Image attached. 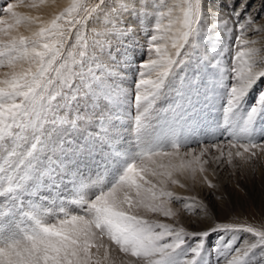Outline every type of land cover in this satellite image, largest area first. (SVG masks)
Here are the masks:
<instances>
[{"label": "snow or ice", "instance_id": "obj_1", "mask_svg": "<svg viewBox=\"0 0 264 264\" xmlns=\"http://www.w3.org/2000/svg\"><path fill=\"white\" fill-rule=\"evenodd\" d=\"M104 4L105 0H88L86 4L72 0L63 11L49 20L21 17L14 11L16 5L13 3L0 8L12 18L9 22L0 20V24L7 23V29H0L6 36L0 39V67L9 69L0 79V181L9 185L4 193L23 187L37 173L54 178L63 170V162L49 159L47 164H39L38 146L40 150L44 148L43 141L50 132L49 128L44 127L45 118L49 120L51 129L57 127L56 114L60 110L66 112L65 116L59 118L60 123L73 128L83 126L78 123L80 121L96 118L75 111L74 101L89 93L97 96L104 94L103 89L92 87L95 81L111 71L110 66L98 60L94 51L104 44L95 31L89 30L87 34L81 32ZM246 5L247 0H240L239 7L232 13L236 18L232 23L237 28L235 44L240 47L236 48L235 62L230 67L233 84L224 109L226 116L264 79V56L257 59L253 55L254 50L246 47L251 42L244 39L246 32H264V22L258 23L251 15L240 20L241 11ZM161 6L169 11L157 15L167 16L168 23L161 25L157 19L156 30L165 32V43H160L154 32L147 41L148 59L141 64L135 85L137 131L146 125L148 108L154 104L170 74L189 58L195 44L190 37H194L197 31L204 0H173L171 4ZM132 7L133 0H115V6L106 14L109 23L103 28L105 40L109 34L123 36L132 31L130 25L125 27L118 19L121 12ZM22 20L35 23V29L30 35H11L10 30ZM218 23L223 26L230 21L225 17ZM174 28L177 30L174 31ZM74 37L83 47L78 51L80 60L73 58L70 65L65 50L77 48V44L71 43ZM168 41H171L170 47L165 46ZM71 55L69 51L67 56ZM258 60L260 63H257ZM90 65H95V68ZM98 69H103V72ZM261 106H264V91L259 93L257 103L251 108L240 132L226 140L208 143L198 149L179 144H173L168 150L142 149L110 187L100 190L92 199L81 197L79 209L74 213L61 207L60 214L51 222L45 218L46 214L25 213L32 224L23 229L18 238L0 243V264H101L97 258L99 248L105 247V260L108 259V250L96 241L105 236L120 253L129 257V264H169L175 250L187 244L188 240H193V245L188 249L193 255L183 260L182 264H196L204 238L216 230L245 231L258 238L255 243L245 242L235 252L223 254L222 264H244L248 252L256 244H264V223L254 227L246 222H216L204 231L195 232L177 227L175 223L156 222L146 217L147 214L175 217L176 213L171 209L173 200L195 199L176 196L166 190L167 185L178 183L176 177L190 176L194 182L199 178L203 185L216 189L218 185L206 175L205 165L209 160L217 168L226 161L237 169L243 166L234 163L237 158L243 164H248L264 155V142L247 138L252 120ZM68 110L74 114L72 118H69ZM99 119L106 121L110 117L103 114ZM108 132V124L103 122L94 135L111 142ZM181 148L187 149L183 156ZM174 158L181 159L180 165L172 162ZM161 159L168 162H160ZM45 168L47 171H44ZM198 208L207 215L204 201L199 202ZM93 248L97 249V253L92 251Z\"/></svg>", "mask_w": 264, "mask_h": 264}, {"label": "rangeland", "instance_id": "obj_2", "mask_svg": "<svg viewBox=\"0 0 264 264\" xmlns=\"http://www.w3.org/2000/svg\"><path fill=\"white\" fill-rule=\"evenodd\" d=\"M136 1L138 0H133L134 7L121 12L118 17L125 27L129 25L132 27V31L126 35L109 34L107 40L102 35L103 28L109 23L106 14L115 6V0H105L102 10L95 14L94 19L89 20L87 28L81 30L84 34L89 30L95 31L97 38L104 44L103 47L94 49L97 58L111 68V71L105 73L92 85L94 89H103V95L89 93L74 101L75 111L88 113L96 118L87 122L80 121L78 123L83 126L73 128L60 123L59 118L66 115L64 110H60L56 114L57 127L53 129L49 120L44 119V127L49 128L50 132L43 141L44 148L40 150L38 146L39 164L43 166L51 159L63 162V170L54 178L40 176L37 173L36 177L23 187L15 189L14 192H7V207L4 208L5 204L0 203L6 216L0 212V217L9 228L10 236L8 238L1 236L0 243L18 238L23 229L31 226L32 221L25 213L33 212L40 216L46 214L45 218L51 222L60 214L61 207L74 213L79 209L78 201L81 197L85 200L92 199L100 190L110 187L123 172L118 166L117 154L110 151L111 147H116L119 151H129L132 161L142 149L168 150L173 144L198 149L199 146L208 143L226 140L240 132L251 108L257 103L259 93L264 91V79H262L242 98L232 113L226 116L224 109L233 84L230 67L235 62L236 48L240 47L235 44L237 28L232 23L236 19L232 13L234 7L239 6L240 0H204V7L207 2L211 14H217L211 16V21H208L204 17L203 9L195 36L190 37L194 39L195 44L189 58L170 74L155 98L154 104L148 108L146 125L137 131L135 85L139 79L140 66L148 59L147 41L152 33L158 36L160 43H165V32L156 30V20L159 17L155 18L158 13H164L165 10L162 8L148 17ZM71 2L72 0H44L43 3L41 0L34 2L0 0V8L5 7L7 3H13L16 5L14 11L21 17L49 20ZM76 2L86 4L88 0H76ZM245 8L243 18L251 15L258 23L264 22L262 20L264 0H247ZM206 13L209 16V12ZM225 16L229 18L230 23L221 26L218 23L221 19L217 17L223 19ZM0 20L9 22L12 18L9 13L0 11ZM163 24L165 23L161 25ZM35 27V23L22 20L10 30V34L30 35ZM0 29H7V23L0 24ZM259 33L244 34V39L251 42L246 47L254 50L253 55L257 59L261 56L256 53L262 49L261 44L257 48L261 40ZM4 38H6L5 32L0 31V39ZM71 43L77 44V48L65 50V57L70 65L73 58L80 60L78 51L83 47L75 37ZM165 46L170 47L171 41ZM69 51L72 53L71 57L67 56ZM257 63L260 61L258 60ZM90 67L95 68V65ZM8 71L7 67H0V79L4 78V74ZM98 71L103 72V69ZM67 114L69 118L74 115L71 110H68ZM103 114L110 119L101 121L99 117ZM226 120L230 122L227 123ZM103 122L108 124V136L111 142L94 135ZM247 138L254 142H264V106L260 107L252 120ZM186 150L180 149L181 156ZM205 159L209 158L205 157ZM160 162L168 161L161 159ZM172 162L180 165L181 159L174 158ZM234 163L243 166L233 169L232 165L225 161L222 167L217 168L211 160L205 165L206 175L212 183L218 185L216 189L203 185L199 182V178L194 182L190 176L176 177L178 183L167 185L166 190L176 196L195 197V199L173 200L171 209L176 213L175 217L147 214L146 218L156 222L175 223L177 227H185L195 232L204 231L216 222H246L259 227L264 223V155L248 164H243L239 158ZM44 171L47 169L45 168ZM2 183H5L6 189L9 187L6 182L0 181V185ZM201 200L206 204L207 215L198 208ZM195 239L198 240L200 237ZM257 239L253 233L245 231H211L204 238L196 264H222L224 253H233L242 248L245 242L251 244ZM96 243L105 245L108 250V259L105 260V247L99 248L98 253L96 248L92 249L97 253L101 264H129V257L120 253L106 236ZM193 243V240H188L187 244L175 250L169 258V264H182L183 260L190 259L193 254L188 249ZM225 245L228 247L225 248ZM244 264H264V244H256L244 257Z\"/></svg>", "mask_w": 264, "mask_h": 264}, {"label": "bare ground", "instance_id": "obj_3", "mask_svg": "<svg viewBox=\"0 0 264 264\" xmlns=\"http://www.w3.org/2000/svg\"><path fill=\"white\" fill-rule=\"evenodd\" d=\"M28 2H34L35 0H27ZM163 0H138L136 2H138L140 4V8L141 10L145 11V14L148 15V17H150L151 15L153 16V13H156L158 12L159 10H161L162 8H164L165 12L164 13H168V8L167 7H162L161 5L163 4H171L173 2V0H166V2H162ZM178 2V0H177ZM229 3V2H228ZM63 5V4H62ZM209 4H207V2L205 3V7H204V17L208 19V21H211L210 18L211 16L213 15H216L217 13H212L209 11ZM225 6V5H224ZM216 7V6H215ZM223 7V6H222ZM231 7V6H230ZM239 7V6H238ZM237 7H234V10L236 9ZM215 9V8H214ZM246 9V8H244ZM209 12V16L206 12ZM243 11H241V15L239 17V19H242V15H243ZM218 12V10H217ZM144 13V12H143ZM224 14V13H223ZM223 16V15H222ZM159 16L157 15V17L155 18H158ZM226 17V16H225ZM223 17V18H225ZM173 19H175V15H173L172 17ZM218 19H222L221 17H217ZM214 21V20H213ZM159 22L161 23H165L163 25H166L168 23V17L167 16H164V17H159ZM161 23V24H162ZM212 25V24H211ZM177 29L174 28V31H176ZM258 34V32H257ZM260 37H261V40L259 42V45H257V48L260 46V44L262 45V49H259V51L256 53L257 55H260V56H264V32H260L259 33ZM258 35V37H259ZM257 37V36H256ZM59 132H62V131H59ZM63 133V132H62ZM74 135V134H73ZM58 136V135H57ZM74 137V136H73ZM72 140V139H71ZM71 144V143H70ZM57 148V147H56ZM60 148V147H59ZM115 148V150H114ZM110 151L111 153H115L117 154L118 156V166L122 169H124L128 163L131 162V153L129 151H119L116 149V147H111L110 148ZM84 159V158H83ZM78 167V166H77ZM80 168V167H79ZM77 172V171H76ZM69 185V184H68ZM6 190V186H5V183H2L0 185V203L2 204H5L4 205V208L7 207V192L4 193ZM65 192V191H64ZM58 193V192H57ZM62 193V192H61ZM13 194V193H12ZM55 195V193H54ZM11 196V195H10ZM53 195H51V198H52ZM24 197V196H23ZM59 197V196H58ZM55 199V198H54ZM15 202V201H14ZM16 203V202H15ZM12 205V204H11ZM10 205V206H11ZM16 205V204H15ZM16 209V207H15ZM14 210V209H13ZM0 212H2L5 216H6V213H5V210L0 207ZM18 216V215H17ZM3 236V238H8L10 236V230L7 226H5V223L3 221V219L0 217V237Z\"/></svg>", "mask_w": 264, "mask_h": 264}]
</instances>
